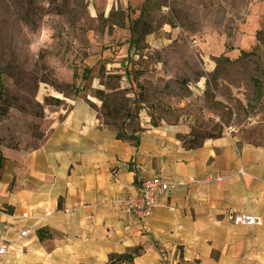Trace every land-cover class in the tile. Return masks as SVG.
I'll list each match as a JSON object with an SVG mask.
<instances>
[{"label":"rangeland","instance_id":"rangeland-1","mask_svg":"<svg viewBox=\"0 0 264 264\" xmlns=\"http://www.w3.org/2000/svg\"><path fill=\"white\" fill-rule=\"evenodd\" d=\"M78 98L124 132L264 143V0H0V147Z\"/></svg>","mask_w":264,"mask_h":264},{"label":"crops","instance_id":"crops-1","mask_svg":"<svg viewBox=\"0 0 264 264\" xmlns=\"http://www.w3.org/2000/svg\"><path fill=\"white\" fill-rule=\"evenodd\" d=\"M70 103L38 148L0 147V243L14 249L7 264H109L133 250L139 255L123 264H264V225L237 227L228 218L235 211L264 219V143L225 133L190 148L187 127L169 124L119 139L88 101ZM161 170L171 181H224L171 190L143 221L113 207L125 188ZM46 211L44 224L21 220ZM12 227L32 232L20 239Z\"/></svg>","mask_w":264,"mask_h":264},{"label":"built area","instance_id":"built-area-1","mask_svg":"<svg viewBox=\"0 0 264 264\" xmlns=\"http://www.w3.org/2000/svg\"><path fill=\"white\" fill-rule=\"evenodd\" d=\"M223 177L218 175H209L201 180H177L171 181L165 177L163 170L156 176L142 180L138 185L132 188H125L119 196L115 197L111 204L128 220H146L154 210L161 208L165 204V199L171 190L187 186L188 184L210 185L215 184L217 188L223 185ZM52 216V212L46 211L42 217L35 218L32 214L26 212L21 216L22 221L35 220L38 224H44ZM230 222L237 227H261L264 225V219L260 216L240 214L231 211L228 214ZM10 232L18 235L20 239L27 238L31 234V229L18 227L10 228ZM14 251L13 246L6 240L0 243V264H7V259Z\"/></svg>","mask_w":264,"mask_h":264},{"label":"trees","instance_id":"trees-1","mask_svg":"<svg viewBox=\"0 0 264 264\" xmlns=\"http://www.w3.org/2000/svg\"><path fill=\"white\" fill-rule=\"evenodd\" d=\"M244 53V52H242ZM102 95L103 93L101 91L97 92V98L102 100ZM56 105L59 107L61 106V102L58 100L56 102ZM108 117V116H107ZM107 126H109L107 123H105ZM104 124V125H105ZM112 127H115V128H118L120 131H119V134H118V138L119 139H134L133 135H130V136H127L125 134L124 131H122L119 127L115 126V125H112ZM131 133H137V132H131ZM221 136H217V137H210V138H206V139H215V138H219ZM205 140V139H204ZM196 145H190V148H193L195 146H199L200 144H197L195 143ZM139 255V250H133L131 252H127L125 255H121V256H117V255H114V256H111L110 258V261H109V264H123V263H131L135 257H137Z\"/></svg>","mask_w":264,"mask_h":264}]
</instances>
